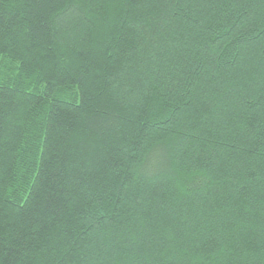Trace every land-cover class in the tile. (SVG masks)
<instances>
[{"label": "trees", "instance_id": "trees-1", "mask_svg": "<svg viewBox=\"0 0 264 264\" xmlns=\"http://www.w3.org/2000/svg\"><path fill=\"white\" fill-rule=\"evenodd\" d=\"M0 264H264V0H0Z\"/></svg>", "mask_w": 264, "mask_h": 264}]
</instances>
